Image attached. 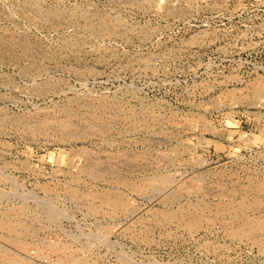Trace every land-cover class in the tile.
I'll use <instances>...</instances> for the list:
<instances>
[{"label": "rangeland", "instance_id": "1", "mask_svg": "<svg viewBox=\"0 0 264 264\" xmlns=\"http://www.w3.org/2000/svg\"><path fill=\"white\" fill-rule=\"evenodd\" d=\"M259 226L264 0H0V264H264Z\"/></svg>", "mask_w": 264, "mask_h": 264}, {"label": "bare ground", "instance_id": "2", "mask_svg": "<svg viewBox=\"0 0 264 264\" xmlns=\"http://www.w3.org/2000/svg\"><path fill=\"white\" fill-rule=\"evenodd\" d=\"M110 107H111V106H110ZM106 125H107V124H106ZM106 127H107V126H106ZM109 161H110V160H109ZM104 163H105V162H104ZM123 164H124V163H123ZM104 166H105V165H104ZM91 168H92V167H91ZM97 168H98V167H97ZM109 176H110V175H109ZM162 177H163V176H162ZM169 178H171V177L169 176ZM166 180H167V178H166ZM126 182H127V181H126ZM163 183H164V182H163ZM161 184H162V183H161ZM249 185H250V183H249ZM257 185H258V184H257ZM112 186H113V185H112ZM116 186H117V185H116ZM247 186H248V185H247ZM250 186H251V185H250ZM250 186H249V187H250ZM252 187H253V186H252ZM260 188H261V187H260ZM260 188H259V189H260ZM222 190H223V189H222ZM258 191H259V190H258ZM1 193H2V191H1ZM21 203H22V202H21ZM40 205H41V203H40ZM21 207H22V206H21ZM21 211H22V210H20V212H21ZM48 211H49V210H48ZM47 213H49V212H47ZM242 215H243V214H242ZM12 216H13V215H12ZM232 216H233V215H232ZM56 217H57V216H56ZM17 218H18V217H17ZM53 218H54V217H53ZM53 218H52V219H53ZM189 218H190V217H189ZM54 219H55V218H54ZM235 219H236V218H235ZM191 220H192V219H191ZM18 221H19V220H18ZM26 221H27V220H26ZM190 222H191V221H190ZM20 223H21V222H20ZM31 225H32V224H31ZM248 225H250V224H248ZM242 226H243V224H242ZM9 227H10V226H9ZM17 227H18V226H17ZM249 227H250V226H249ZM259 227L261 228V226H259ZM246 228L248 229V227H246ZM251 228H253V226H251ZM261 229H264V227H262ZM33 230H34V229H33ZM242 231H244V229H243ZM255 232H256V231H255ZM245 233H246V232H245ZM247 233H248V232H247ZM250 233H251V232H249L248 234H250ZM13 236H14V235H13ZM18 238H19V237H18ZM8 241H9V240H8ZM18 242H19V241H18ZM19 243H22V241L19 242ZM46 243H47V242H46ZM24 244H25V243H24ZM53 244H54V243H53ZM53 244H52V245H53ZM14 245H15V244H14ZM52 245H51V246H52ZM18 246H19V245H18ZM43 246H44V245H43ZM38 247H39V246H38ZM52 247H53V246H52ZM23 248H24V247H23ZM24 249H25V248H24ZM22 250H23V249H22ZM4 251H6V250H4ZM6 254H8V253H6ZM9 254H10V253H9ZM13 255H14V254H13ZM2 256H6V255H2ZM9 256H11V255H9ZM120 256H121V255H120ZM11 257H12V256H11ZM18 257H19V256H18ZM18 257H17V258H18ZM45 257H46V256H45ZM71 257H72V256H71ZM73 257H75V256H73ZM73 257H72V258H73ZM19 258H20V257H19ZM24 258H25V257H24ZM65 259H66V258H65ZM65 259H64V260H65ZM67 259H68V258H67ZM27 260H28V259H27ZM34 260H35V259H34ZM46 260H47V259H46ZM124 260H125V259H124ZM127 260H128V258H127ZM16 261H17V260H16ZM76 261H77V260H76ZM152 261H153V260H152ZM19 262H20V261H19ZM21 262H22V261H21ZM21 262H20V263H21ZM23 262H24V261H23ZM146 262H147V261H146ZM126 263H127V262H126ZM131 263H132V262H131ZM152 263H153V262H152ZM70 264H71V263H70ZM128 264H129V263H128ZM155 264H156V263H155Z\"/></svg>", "mask_w": 264, "mask_h": 264}]
</instances>
